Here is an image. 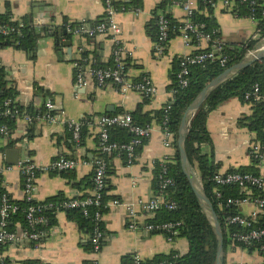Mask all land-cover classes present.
Instances as JSON below:
<instances>
[{"label": "crops", "instance_id": "crops-1", "mask_svg": "<svg viewBox=\"0 0 264 264\" xmlns=\"http://www.w3.org/2000/svg\"><path fill=\"white\" fill-rule=\"evenodd\" d=\"M113 1L118 9L116 19L122 28L120 39L126 49L123 58L128 77L134 81L148 77L156 88L153 95L135 90L122 92L114 83L99 86L89 74H86L87 85L78 86L77 65L83 63L84 70L91 65L111 66L117 44L109 35L87 37L73 34L68 31L67 24L92 26L105 19V0H0V13L9 12L11 20L28 21L36 26L40 21L38 28L47 26L53 30L38 40L35 59L14 46L0 48L6 79L17 91L14 102L26 110L24 113L29 108L39 113L51 100L58 117L56 122H50L38 119V114L31 121L22 116L15 118V128L10 135L4 136L0 132V162L13 165L4 173L5 188L13 199L24 198L23 176L18 162L27 159L37 164H47L60 157L90 161L67 175L40 173L36 179L35 199L44 201L58 194L66 198L91 194L92 161L101 156L98 119L107 114L135 112L139 108L144 113L161 109L174 96L171 74L175 62L209 46L206 40L199 45L186 44L180 34L170 39L165 52L160 55L147 26L153 19L155 7L163 0ZM231 7L221 1L215 7L220 35L230 46L245 45L253 38L258 23L251 17L236 15ZM167 12L181 21L186 20L187 14L179 0H173ZM34 16H38L36 21ZM55 31L61 34L59 39L53 34ZM70 33L72 35L67 37ZM67 41L71 42V51L65 43ZM255 112V104L233 97L209 114L207 127L220 172L255 165L264 174V167L254 163L250 155L252 144L263 141L257 131L250 128ZM67 121L83 122V142L73 138ZM151 128V135L139 146L134 162L128 164L118 154L110 159L114 172L110 176L112 189L109 193L117 196L120 203L110 202L108 212L103 215L106 236L100 253L94 252L90 245L91 233L70 219L66 210H61L57 211L56 222L41 245L26 240L0 244V264H31L34 261L45 264H122L125 256L138 255L144 262L173 251L187 252L189 242L185 237L169 240L162 232L129 228L128 204L135 205L139 225H144L155 215L144 210L139 201L158 197L157 163L170 161L175 152L174 147L165 145L163 128L156 120L152 121ZM8 149L16 150L13 161L6 159ZM197 173L199 175L198 170ZM255 210L256 204L252 201L241 205L243 216L250 217ZM262 214H258L261 220L264 218ZM225 264H264V257L256 251L229 247L225 252Z\"/></svg>", "mask_w": 264, "mask_h": 264}, {"label": "trees", "instance_id": "trees-1", "mask_svg": "<svg viewBox=\"0 0 264 264\" xmlns=\"http://www.w3.org/2000/svg\"><path fill=\"white\" fill-rule=\"evenodd\" d=\"M180 2L183 0H179ZM219 0H215V4L212 2H204L197 0L196 6L192 11L190 16H186V19L194 24H204L201 29L204 32H209L212 34L213 40H221L222 50L218 54L215 60L207 61L204 64L192 65L190 67V74L187 76L188 84L187 86H182L179 79L180 72V62L181 59L177 60L174 65L172 77V90L174 96L172 100L163 106L161 109L155 110L151 113H144L142 109L139 108L135 112L130 114L134 118V122L139 125H151L153 120H156L162 127H167L174 133L173 147L175 152L170 159L166 162L168 167V174L174 179V185L167 187L163 191L160 188L159 175L161 173V164L157 163L156 170V190L158 192V197H164L165 201H174L177 204L175 209H167L165 207L156 210L155 215L150 218L147 223L162 224L166 222L180 223L175 227L178 233L174 238L185 237L189 242V250L185 253L178 251H173L170 254H163L155 257L152 260L144 261L142 264H153L161 262L162 264H216L218 241L216 233L204 213L199 200L187 178L182 170L180 163V152L178 146L179 137V126L182 118L188 108V106L193 102L197 95L203 90V88L211 80L216 78L221 74L226 68L240 62L242 58L247 54L249 50L254 49L260 39H251L245 45L230 46L226 44L220 35V27L214 16V10ZM232 3V12L239 16H253L258 23V28L261 31V35L264 36V0H229ZM173 0H163L160 2L153 11V19L149 22L147 26V32L149 36L158 43L159 41V25L158 21L161 16H164L168 21V41L175 36L181 34L182 28L184 26V21L175 18L172 14L167 12L169 4H172ZM105 20V19H103ZM101 20V21H103ZM101 21H98L101 22ZM0 23L16 25V21L11 20V14L0 13ZM73 27L79 26L80 23L71 24ZM42 29V28H41ZM38 26L29 23H25V26L21 29L20 34H12L11 36H4L0 34V48L7 46H14L15 48L22 50L30 55L31 59L37 57V46L38 40L46 35L50 34L53 30L51 28L45 27L41 30ZM60 37V33L57 31L53 32ZM72 34H68L67 37ZM193 35V34H192ZM261 36V37H262ZM192 44L196 43V39L193 38ZM210 41L208 48L199 49L195 51L202 52L209 50L212 45ZM227 56L228 60L225 66L220 62V57ZM264 78V59L259 60L252 65L246 67L245 69L239 71L233 77L222 83L220 86L215 88L208 96L206 101L197 110L194 118L191 121L188 132L185 137V149L190 163L199 171L200 179L204 188V191L208 198L211 200L215 211L218 214L219 221L224 236V250L225 252L229 247L233 249L243 248L247 249L249 252L260 253L264 257V250L261 246H264V239L256 241L252 244L245 245L243 242L236 240L233 237V233L242 232L245 233L248 228L237 225L230 224L227 220L229 215L241 213V205H231L226 206L225 202L227 198H249L254 199L256 197L264 196V192L255 186H250V190L242 189L238 184H218L215 180V175L220 171V164L215 159L214 146L212 144L211 134L207 127V119L211 111L216 109L219 105L225 101L238 97L244 100V94L250 90V88L256 82H262ZM140 80V79H139ZM9 81L6 79V74L4 72L3 66L0 69V103L4 102L6 99L11 100L12 106H17L21 110H25L23 107L17 105L14 102V98L17 95V91L14 86H10ZM256 112L252 118L253 122L250 128L257 131L259 137L264 142V131L262 124V111L263 104L256 103ZM26 111V110H25ZM28 114L33 118L37 115V111L29 108L27 110ZM6 124L9 130L12 132L15 128V119L10 117H0V126ZM85 129L82 128L81 140L83 138ZM11 134V133H10ZM110 138L112 141L117 142H129L133 134L129 132L126 128L122 127H112L109 131ZM140 147H136L135 153L138 155ZM117 155L116 153H103L99 159H103L107 163V180L105 188L102 190V196L99 199L100 204H92L88 207L89 216H85L81 209L73 208L67 209L69 218L74 220L79 224L81 229L92 233L95 226L99 228L104 233V239L102 244L105 243L106 230L104 227L103 218L96 221L94 216L96 212H100L102 215L108 212L110 202L114 199H118L117 196L112 195L109 191L112 189L110 176L114 172V167L110 163L112 156ZM124 161L127 162L126 156L122 154L121 156ZM257 163L256 160L253 161ZM128 163V162H127ZM72 171V170H70ZM70 171H62L63 175H67ZM227 172H250L253 174H261L259 169L254 166H241L240 168H232ZM94 177V172H93ZM92 177L91 187H94V180ZM24 178V177H23ZM217 191L221 192V196L217 195ZM4 194L10 197L11 202L15 203L19 208L11 215L9 220V227L11 229L17 230L21 225L26 226V210L30 204H46L54 203L60 204L64 200L68 199L62 194L50 197L47 200L39 201L34 199L32 201H27L25 198L22 200L13 199L10 193L6 190L5 185H0V200ZM91 194H83L80 197L87 198L91 197ZM156 197V198H158ZM45 214L48 218L47 225H41V229H50L56 222L57 209L55 207L44 208L41 212ZM264 216V214H262ZM254 226L264 227V218L261 220L259 217L253 221ZM156 232V231H155ZM168 234L167 231H157ZM91 247L92 244L90 243ZM37 261L31 262V264ZM122 264H133V257L125 256Z\"/></svg>", "mask_w": 264, "mask_h": 264}, {"label": "built area", "instance_id": "built-area-1", "mask_svg": "<svg viewBox=\"0 0 264 264\" xmlns=\"http://www.w3.org/2000/svg\"><path fill=\"white\" fill-rule=\"evenodd\" d=\"M197 0H183L180 2L182 8L185 10L187 16L192 14L193 9L196 6ZM204 2H212L215 4V0H201ZM226 6H232L229 0H219ZM255 3V0L252 1ZM106 6V16L105 20L96 23L92 26H87L84 23H80L79 26L73 27L71 24H67V29L69 32L80 36L95 37L99 35H109L116 42L117 47L114 52V61L111 66L100 67L97 65H91L87 70L83 69V63L77 65V84L80 87H85L87 85L86 74L92 76L95 82L99 86H103L107 83L116 84L122 92L126 91H139L145 95H153L156 91L155 86L148 77H143L140 80L129 79L127 74V66L124 62L125 46L121 43V33L122 28L116 19V14L118 9L116 8L113 0H105ZM264 15V11H263ZM256 20L253 16H251ZM257 21V20H256ZM18 24L9 25L0 23V34L4 36H11L12 34H20L21 29L25 26L23 21H16ZM38 26L41 24L40 21L36 23ZM159 41L156 43V49L158 54L162 55L166 49V43L168 41V21L164 16H161L159 21ZM204 24H194L189 18L184 21V26L181 31V36L185 40L186 44H191L193 38L196 39L197 45L202 40H206L208 43L212 41L211 48L206 51L192 53L181 58L180 62V72L179 79L182 86H187L188 78L190 74V67L192 65L204 64L207 61L215 60L218 54L222 50L221 40H213L212 34L209 32H204L201 28ZM193 34V35H192ZM261 35V31L258 28L252 39H260L257 46L249 50L247 54H254L259 50L264 49V36ZM227 56L220 57V62L223 66L227 63ZM2 68V62L0 61V69ZM244 101L251 104L262 103L264 105V78L262 82H256L250 90L244 94ZM46 109L42 112L37 113L38 119L43 118L50 122H56L58 117L54 112L55 104L51 100L47 101L45 104ZM24 116L28 121H31L33 117L27 113H24L17 106L11 105V100L6 99L4 102L0 103V117H10L19 118ZM100 125V149L103 153H116L120 156L125 155L128 164L134 162L137 155L135 153L136 147H139L143 142L148 139L151 135V125H139L134 122V118L130 113L121 112L115 114L103 115L98 119ZM68 127L73 132V138L80 142L83 122L67 121ZM262 124L264 131V106L262 111ZM122 127L126 128L129 132L133 134L132 139L129 142H117L112 141L110 138L109 131L112 127ZM166 140L165 145L173 147L174 133L167 127H162ZM0 132L4 136L10 135L11 131L6 124L0 126ZM251 157L257 161L260 167H264V142H254L250 148ZM90 161L87 159L79 158H69L60 157L52 160L47 164H37L31 160H26L24 162H18L21 169L23 178V190L24 198L27 201H32L35 199L36 192V179L40 173L43 172H62L70 171L76 169L78 166L83 164H88ZM94 165V187L92 189V196L87 198L82 197H72L64 200L60 204L46 203V204H30L26 210V220L27 225L23 226L22 229H11L9 227V220L11 215L18 210V206L11 202L10 197L4 194L0 200V244H16L20 241L26 240L39 246L42 244L43 239L47 236L49 229H41V225L48 224V218L45 214H42L44 208L55 207L57 211L79 208L82 210L85 216H89L88 207L92 204H100L99 199L102 196V190L105 188L107 180V163L103 159L96 158L92 161ZM161 173L159 175L160 188L161 191L169 186L174 185V179L168 174V167L166 162L161 164ZM13 165L5 164L0 162V185H5L4 173L11 169ZM215 180L218 184H238L244 190H250V186H255L264 192V174H253L250 172H219L215 175ZM217 195L220 197L221 192L217 191ZM252 201L256 204V210L253 212L252 216L246 217L241 213L229 215L227 220L230 224H237L248 228L245 233L235 232L233 237L243 242L245 245L252 244L256 241L264 239V227L254 226L253 221L257 219L258 214L264 213V196L256 197L254 199L249 198H227L225 205H242L245 202ZM113 204L117 205L120 203L118 199L111 201ZM139 205L146 211L155 212L162 207L167 209H175L177 207L176 202L165 201L164 197L160 196L158 198H151L149 200L141 199ZM130 223L129 228L132 230L142 229L148 232L157 231H167L166 234L169 240L174 239V236L178 233L175 229L180 223L166 222L162 224L145 223L144 225H139L138 214L135 209L134 204H128ZM96 221L103 218L100 212H96L94 216ZM104 233L99 228L95 226L91 233V244L92 249L96 253H100L103 244ZM246 249V248H245ZM264 250V246H261ZM142 259L140 256L135 255L133 257V264H142ZM11 264V263H8ZM28 264V263H25ZM33 264H45L41 261H37ZM153 264H162L161 262Z\"/></svg>", "mask_w": 264, "mask_h": 264}, {"label": "water", "instance_id": "water-1", "mask_svg": "<svg viewBox=\"0 0 264 264\" xmlns=\"http://www.w3.org/2000/svg\"><path fill=\"white\" fill-rule=\"evenodd\" d=\"M34 21L38 19V16H34ZM66 44L71 46V42L67 41ZM71 51V47L70 50ZM264 59V49L259 50L254 54H246L242 60L228 68H226L221 74H219L216 78L211 80L203 90L197 95V97L193 100V102L188 106L182 121L179 126V137H178V146L180 152V163L182 166V170L187 176L198 200L199 203L209 219L218 241V250H217V259L216 264H225V250H224V236L221 228V224L219 221V217L215 208L211 202V200L206 195L200 176L197 173L195 167L190 163L189 158L187 156V152L185 149V137L188 132L189 126L191 124L192 119L194 118L197 110L202 106V104L206 101L209 94L222 83L233 77L239 71L245 69L246 67L252 65L253 63ZM13 154H16V150L8 149L6 151V159L13 161ZM93 157V156H92Z\"/></svg>", "mask_w": 264, "mask_h": 264}]
</instances>
